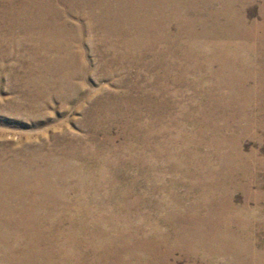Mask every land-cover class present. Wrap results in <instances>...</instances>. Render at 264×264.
<instances>
[{
  "label": "rangeland",
  "instance_id": "rangeland-1",
  "mask_svg": "<svg viewBox=\"0 0 264 264\" xmlns=\"http://www.w3.org/2000/svg\"><path fill=\"white\" fill-rule=\"evenodd\" d=\"M0 2V264H264V0Z\"/></svg>",
  "mask_w": 264,
  "mask_h": 264
},
{
  "label": "bare ground",
  "instance_id": "bare-ground-1",
  "mask_svg": "<svg viewBox=\"0 0 264 264\" xmlns=\"http://www.w3.org/2000/svg\"><path fill=\"white\" fill-rule=\"evenodd\" d=\"M2 1V0H1ZM221 1V0H220ZM164 2V1H163ZM1 3V2H0ZM151 4V3H150ZM75 5V4H74ZM70 6V5H69ZM231 8V7H230ZM71 9V8H70ZM175 9V8H174ZM199 9V8H198ZM130 10V9H129ZM195 10V9H194ZM112 11V10H111ZM162 11V10H161ZM175 11V10H174ZM177 11V10H176ZM20 12V11H19ZM50 12V11H49ZM62 12V11H61ZM60 12V13H61ZM139 12V11H138ZM158 12V11H157ZM194 12H196V11H194ZM164 14V13H163ZM179 14H181V12L179 13ZM222 14V13H221ZM58 16V15H57ZM112 16V15H111ZM134 16H136V14L134 15ZM196 18V17H195ZM145 19V18H144ZM198 20V19H197ZM100 21V20H99ZM104 21V20H103ZM147 21H149V20H147ZM86 22V21H85ZM190 23V22H189ZM240 24V23H239ZM41 26V25H40ZM150 26V25H149ZM231 26V25H230ZM49 28V27H48ZM66 28V27H65ZM245 28V27H244ZM63 29V28H62ZM120 30V29H119ZM64 31V30H63ZM118 32V31H117ZM225 32V31H224ZM213 34V33H212ZM47 37V36H46ZM128 37V36H127ZM164 38V37H163ZM108 44V43H107ZM241 85V84H240ZM263 85V84H262ZM261 85V86H262ZM263 87V86H262ZM254 90V89H253ZM48 153V152H47ZM2 155H3V153H2ZM29 157V156H28ZM37 157V156H36ZM53 161V160H52ZM21 165V164H20ZM26 165V164H25ZM9 169V168H8ZM1 178V177H0ZM44 180V179H43ZM31 182V181H30ZM8 183V182H7ZM6 186V185H5ZM1 187H2V185H1ZM13 187V186H12ZM1 189V188H0ZM5 189V188H4ZM9 189H11L10 188V186H9ZM14 189V188H13ZM59 190V189H58ZM2 191H4V190H2ZM16 191V190H15ZM1 192V191H0ZM8 192H9V190H8ZM2 193V192H1ZM0 193V194H1ZM17 193V192H16ZM2 194H4V193H2ZM7 194V193H6ZM18 194V193H17ZM20 194V193H19ZM7 196H9V195H7ZM20 196V195H19ZM19 196H18V198H19ZM10 197V196H9ZM8 198V197H7ZM28 198V197H27ZM0 199H1V196H0ZM10 199V198H9ZM7 202H8V200H6ZM7 202H6V205H7ZM2 203V202H1ZM0 205H2V204H0ZM5 205V204H4ZM8 209V208H7ZM1 210V209H0ZM36 212V211H35ZM31 213V212H30ZM224 213V212H223ZM1 214V213H0ZM16 218V217H15ZM10 228V227H9ZM32 228V227H31ZM8 231V230H7ZM12 231V230H11ZM14 231V230H13ZM197 231V230H196ZM205 231V230H204ZM208 231V230H207ZM1 232V231H0ZM7 233V232H6ZM10 233V232H9ZM77 233V232H76ZM203 233V232H202ZM217 233V232H216ZM198 234H200V231H199V233ZM211 234H212V231H211ZM213 234H215V233H213ZM6 235V234H5ZM73 235V234H72ZM191 235V234H190ZM190 235H189V237H190ZM10 236V235H9ZM76 236V235H75ZM194 236V235H193ZM193 236H191V237H193ZM200 236H202V234L200 235ZM206 236H207V234H206ZM8 237V236H7ZM210 237V236H209ZM214 237V236H213ZM201 238V237H200ZM208 238V237H207ZM206 238V239H207ZM225 238V237H224ZM10 239V238H9ZM190 239V238H189ZM205 239V238H204ZM201 240V239H200ZM212 240V239H211ZM227 240H229V239H227ZM73 240H71V242H72ZM137 241V240H136ZM160 241V240H159ZM213 241V240H212ZM7 242V241H6ZM74 242V241H73ZM76 242V241H75ZM156 242V241H155ZM192 242V241H191ZM211 242V241H210ZM220 242V241H219ZM147 243V242H146ZM151 243V242H150ZM194 243V242H193ZM197 243V242H196ZM195 243V244H196ZM207 243V242H206ZM216 243V242H215ZM231 243V242H230ZM32 244V243H31ZM76 244V243H75ZM141 244V243H140ZM203 244V243H202ZM201 244V245H202ZM223 244V243H222ZM150 245V244H149ZM188 245V244H187ZM200 245V244H199ZM205 245V244H204ZM212 245V244H211ZM15 246V245H14ZM26 246V245H25ZM183 246H184V244H183ZM217 246V245H216ZM223 246V245H222ZM234 246V245H233ZM246 246V245H245ZM24 247V246H23ZM22 247V248H23ZM28 247V246H27ZM192 247V246H191ZM226 247V246H225ZM247 247V246H246ZM14 248V247H13ZM25 248V247H24ZM156 248H158V246H156ZM207 248V247H206ZM209 248V247H208ZM215 248V247H214ZM227 248V247H226ZM226 248H224V249H226ZM11 249V248H10ZM16 249V248H15ZM17 249H19V248H17ZM47 249V248H46ZM149 249V248H148ZM153 249V248H152ZM193 249V248H192ZM28 250V249H27ZM154 250V249H153ZM219 250V249H218ZM229 250V249H228ZM16 251V250H15ZM25 251H26V249H25ZM208 251H209V249H208ZM220 251V250H219ZM232 251V250H231ZM249 251V250H248ZM24 252V251H23ZM158 252V251H157ZM206 252V251H205ZM225 252H227V251H225ZM229 252V251H228ZM227 252V253H228ZM236 252V251H235ZM12 253H14V252H12ZM15 253H17V252H15ZM26 253V252H25ZM38 253V252H37ZM48 253V252H47ZM210 253H212V252H210ZM216 253V252H215ZM222 253V252H221ZM224 253V252H223ZM232 253V252H231ZM230 253V254H231ZM249 253V252H248ZM18 254V253H17ZM22 254H24V253H22ZM239 254V253H238ZM246 254V253H245ZM258 254V253H257ZM3 255V254H2ZM11 255V254H10ZM16 255V254H15ZM19 255V254H18ZM26 255V254H25ZM44 255H45V253H44ZM49 255H51V254H49ZM153 255V254H152ZM156 255V254H155ZM5 256V255H4ZM14 256V255H13ZM28 256V255H27ZM30 256H31V254H30ZM48 256V255H47ZM150 256V255H149ZM7 257V256H6ZM5 257V258H6ZM25 257V256H24ZM35 257V256H34ZM38 257V256H37ZM44 257V256H43ZM55 257V256H54ZM236 257H238V256H236ZM19 258V257H18ZM40 258H41V256H40ZM39 258V259H40ZM59 258V257H58ZM153 258V257H152ZM164 258V257H163ZM168 258V257H167ZM2 259V258H1ZM11 259V258H10ZM30 259V258H29ZM34 259V258H33ZM36 260H37V258H35ZM67 259V258H66ZM154 259V258H153ZM158 259V258H157ZM162 259V258H161ZM12 260V259H11ZM14 260H15V258H14ZM18 260H20V259H18ZM41 260V259H40ZM46 260V259H45ZM48 260V259H47ZM47 260L45 261V262H47ZM62 260V259H61ZM239 260V259H238ZM241 260V259H240ZM4 261V260H3ZM25 261V260H24ZM54 261V260H53ZM158 261V260H157ZM8 262H9V260H8ZM21 262V261H20ZM23 262V261H22ZM43 262V261H42ZM239 262V261H238ZM241 262H242V260H241ZM0 263H1V261H0ZM4 263V262H3ZM12 263V262H11ZM24 263V262H23ZM73 263V262H72ZM198 263V262H197ZM244 263V262H243ZM29 264H30V262H29ZM32 264V263H31ZM44 264V263H43ZM49 264V263H48ZM51 264V263H50Z\"/></svg>",
  "mask_w": 264,
  "mask_h": 264
}]
</instances>
